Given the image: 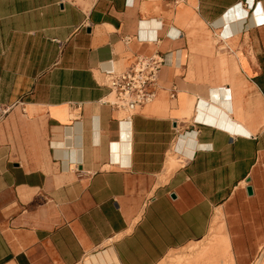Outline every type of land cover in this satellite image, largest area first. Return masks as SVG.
<instances>
[{
    "label": "crops",
    "instance_id": "obj_1",
    "mask_svg": "<svg viewBox=\"0 0 264 264\" xmlns=\"http://www.w3.org/2000/svg\"><path fill=\"white\" fill-rule=\"evenodd\" d=\"M156 54L125 120L107 74ZM221 223L263 257L264 0H0V264H162Z\"/></svg>",
    "mask_w": 264,
    "mask_h": 264
},
{
    "label": "built area",
    "instance_id": "obj_2",
    "mask_svg": "<svg viewBox=\"0 0 264 264\" xmlns=\"http://www.w3.org/2000/svg\"><path fill=\"white\" fill-rule=\"evenodd\" d=\"M172 3L178 7L186 0H172ZM164 66L165 59L160 54L139 56L124 71L107 74L110 92L104 104L124 113L125 120H131L154 102Z\"/></svg>",
    "mask_w": 264,
    "mask_h": 264
},
{
    "label": "rangeland",
    "instance_id": "obj_3",
    "mask_svg": "<svg viewBox=\"0 0 264 264\" xmlns=\"http://www.w3.org/2000/svg\"><path fill=\"white\" fill-rule=\"evenodd\" d=\"M221 226L222 223L215 227L205 241L170 255L162 264H235L231 253H227L226 247L217 236L216 231ZM255 264H264V255Z\"/></svg>",
    "mask_w": 264,
    "mask_h": 264
},
{
    "label": "bare ground",
    "instance_id": "obj_4",
    "mask_svg": "<svg viewBox=\"0 0 264 264\" xmlns=\"http://www.w3.org/2000/svg\"><path fill=\"white\" fill-rule=\"evenodd\" d=\"M112 162H114L113 159H112ZM119 166H124V165L123 164H119ZM216 233H217V236L220 237V242H222L224 244V246H226V243H225L226 240H225V237L223 236V229L220 228L219 231H216Z\"/></svg>",
    "mask_w": 264,
    "mask_h": 264
},
{
    "label": "water",
    "instance_id": "obj_5",
    "mask_svg": "<svg viewBox=\"0 0 264 264\" xmlns=\"http://www.w3.org/2000/svg\"><path fill=\"white\" fill-rule=\"evenodd\" d=\"M249 192H251V189H249Z\"/></svg>",
    "mask_w": 264,
    "mask_h": 264
}]
</instances>
